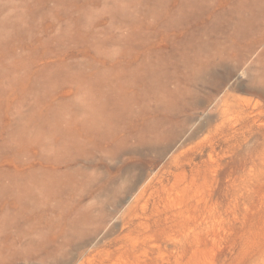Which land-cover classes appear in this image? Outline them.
Masks as SVG:
<instances>
[{
	"label": "rangeland",
	"instance_id": "rangeland-1",
	"mask_svg": "<svg viewBox=\"0 0 264 264\" xmlns=\"http://www.w3.org/2000/svg\"><path fill=\"white\" fill-rule=\"evenodd\" d=\"M0 264H264V0H0Z\"/></svg>",
	"mask_w": 264,
	"mask_h": 264
}]
</instances>
